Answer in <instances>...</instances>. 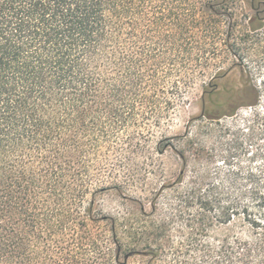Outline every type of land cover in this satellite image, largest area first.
Wrapping results in <instances>:
<instances>
[{"label":"trees","instance_id":"obj_1","mask_svg":"<svg viewBox=\"0 0 264 264\" xmlns=\"http://www.w3.org/2000/svg\"><path fill=\"white\" fill-rule=\"evenodd\" d=\"M193 7L191 0H0V264H35L34 246L47 230L58 245L67 231L76 239L73 212L87 197L92 153L129 120L157 112L161 53L191 41L178 30L193 25ZM246 78L235 95L254 98L248 129L264 143V80ZM262 167L230 183L223 199L202 203L214 215L171 264H264ZM87 218L96 222L90 208ZM207 227L223 234L205 243Z\"/></svg>","mask_w":264,"mask_h":264},{"label":"rangeland","instance_id":"obj_2","mask_svg":"<svg viewBox=\"0 0 264 264\" xmlns=\"http://www.w3.org/2000/svg\"><path fill=\"white\" fill-rule=\"evenodd\" d=\"M191 2L194 23L178 30L191 41L161 53L157 112L129 120L96 148L85 203L73 212L76 239L67 231L58 245L47 230L43 245L34 246L35 264H171L200 221L206 226L214 215L202 203L223 199L230 183L263 168L264 143L248 129L256 109L246 104L254 98L235 92L247 73L264 80V0ZM229 38L240 58L227 47ZM222 100L230 101L218 108ZM207 229L205 243L223 234Z\"/></svg>","mask_w":264,"mask_h":264},{"label":"water","instance_id":"obj_3","mask_svg":"<svg viewBox=\"0 0 264 264\" xmlns=\"http://www.w3.org/2000/svg\"><path fill=\"white\" fill-rule=\"evenodd\" d=\"M204 115L203 114H201V116L200 117H203ZM199 117V118H200ZM134 253H129V254H127L126 256H125V262L124 263H126L127 262V260L133 255ZM118 257H119V255H118Z\"/></svg>","mask_w":264,"mask_h":264}]
</instances>
